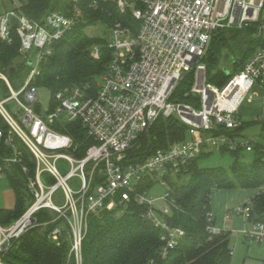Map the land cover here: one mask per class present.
<instances>
[{
    "label": "built area",
    "instance_id": "built-area-1",
    "mask_svg": "<svg viewBox=\"0 0 264 264\" xmlns=\"http://www.w3.org/2000/svg\"><path fill=\"white\" fill-rule=\"evenodd\" d=\"M120 13L130 12L138 23L136 29L115 23L102 26L104 47L111 51L105 71L99 76L96 90L74 87L61 90L54 97V107L45 114L35 111L39 88L34 80L39 66L52 56L54 45L81 19L78 0H72L68 15L48 12L40 20L27 18L19 4L11 0V9L0 16V40L11 42V29L19 38V54L29 73L18 89L0 74L9 95L0 99V116L8 126L0 128V176L17 167L25 177L26 193L32 197L22 215L7 226L0 225V264L12 244L34 228H46L47 240L60 247L68 246L66 264H82V242L88 217L102 210L124 209L131 201L144 207L142 217L161 230L163 243L158 255L168 256L183 239L184 232L170 225L175 208L168 191L161 197L140 190L145 179L162 186L170 177L184 175L187 166L201 154L243 151L264 154V0H115ZM11 18L17 20L11 26ZM253 28L260 45L242 68L222 86L207 82L205 58L217 30L242 31ZM89 31V30H88ZM91 31H89L90 33ZM100 58V47L91 51ZM34 58V65L31 59ZM193 82L184 97L188 103L173 99L183 78ZM261 90L254 92V89ZM260 103L261 116L245 121L260 124L257 135L248 138L240 131L243 120L239 111L245 103ZM176 118L186 127L184 141L157 151L142 161L128 162L129 150L158 118ZM18 118V120H16ZM79 122L93 144L82 158L73 153V140L56 132L57 122ZM252 126V125H251ZM2 146L4 150L2 151ZM22 149L30 153L34 176H29ZM264 157V156H263ZM60 161L67 171L58 167ZM44 175L52 178L51 183ZM78 180V189L70 180ZM61 191L63 203L53 196ZM162 202L163 205H158ZM51 218L39 222L38 214ZM251 206L239 212L249 221ZM208 215L209 235L220 233ZM245 236L264 243V225L252 223ZM148 264H155L150 261Z\"/></svg>",
    "mask_w": 264,
    "mask_h": 264
},
{
    "label": "trees",
    "instance_id": "trees-1",
    "mask_svg": "<svg viewBox=\"0 0 264 264\" xmlns=\"http://www.w3.org/2000/svg\"><path fill=\"white\" fill-rule=\"evenodd\" d=\"M20 11L31 20H40L48 12H59L68 15L72 9V0H17ZM82 12L81 19L76 25L54 45L52 56L39 66V74L34 80L39 89L50 92V107H54L53 97L61 90L74 87H88L96 90L99 76L105 71L110 60L111 51L104 47V32L101 36H93L87 30L107 26L115 23L123 27L136 29L138 23L132 18L130 12L120 13L115 0H78ZM11 9V0H0V16ZM236 32L245 40L242 58L233 60L228 74L219 67L223 58V51L227 45L225 33ZM254 29L242 31L217 30L214 32L205 63L207 65V82L222 87L228 79L238 72L247 59L260 45L252 40ZM233 38V37H232ZM94 46L100 47V58L93 59L91 51ZM19 38L11 29V42L0 40V74L7 75L8 69L14 68L12 78L8 77L13 89L20 87L29 73L18 50ZM192 75H187L176 88L173 99L188 103L192 96L184 94L192 86ZM2 93L9 95L5 83L0 80ZM16 88V89H18ZM35 111L39 112L36 105ZM251 123L243 122L240 131H245ZM0 128L4 131L8 126L0 116ZM52 128L61 134L69 136L76 146L73 155L82 158L86 149L93 142L86 137L85 131L79 122H57ZM187 137L186 127L176 118H158L147 133L141 135L135 145L129 150L128 162L142 161L157 151H165L171 145L182 142ZM258 146H254V153L250 154L252 160L249 164L243 161V151L228 152L233 159L228 169L222 167L199 168L197 160L211 153L201 154L193 160L182 176H187L185 184L172 187L168 190L169 197L173 199L175 208L171 210L170 225L181 229L184 237L165 259L158 255L163 243L160 241L161 230L142 217L144 207L131 201L124 209L108 211L102 210L88 217L87 232L82 242V264H230L231 249L229 247V233L220 231L217 235H209L206 227L210 214L209 196L213 188H241L257 190L252 198L249 221L264 225V154H257ZM4 147L2 146V151ZM227 152V151H223ZM248 154V153H245ZM22 157L28 166L29 176H34V164L30 153L22 149ZM181 176L177 177L178 179ZM7 180L13 190L15 207L13 210L0 208V225L7 226L18 219L25 211L32 197L26 193L25 177L17 167H12ZM173 178L168 180L175 181ZM44 180L51 183L53 180L44 175ZM154 183L145 179L139 187L140 190H149ZM246 206V205H243ZM51 216L42 211L38 214L39 222L50 220ZM211 224L215 225L212 216ZM52 226V225H51ZM34 228L26 232L15 241L4 260L7 264H66L68 246L64 243L60 247L47 240V231Z\"/></svg>",
    "mask_w": 264,
    "mask_h": 264
},
{
    "label": "rangeland",
    "instance_id": "rangeland-1",
    "mask_svg": "<svg viewBox=\"0 0 264 264\" xmlns=\"http://www.w3.org/2000/svg\"><path fill=\"white\" fill-rule=\"evenodd\" d=\"M15 2H18L15 0ZM18 4V3H17ZM90 34L93 36H101L100 30L96 28H89ZM227 37V45L223 54H230L232 59L237 60L242 58V52L244 49L245 40H241V35L237 36L236 32L225 33ZM233 37V38H232ZM252 40L255 41L252 36ZM35 59L32 58L31 62L34 65ZM223 66V61H220L219 67ZM229 71L231 65L227 64ZM15 89L18 86L14 87ZM254 92L262 94L261 90L256 88ZM6 95L2 93L0 87V99L5 98ZM50 92L47 89H39L38 91V107L39 112L43 115L50 107ZM239 116L243 121L253 120L256 116H261L260 103L258 100H254L252 104L244 102L239 111ZM18 120V118L16 119ZM260 124H253L245 130V136L251 138L260 133ZM243 161L245 164H249L252 160L250 154H243ZM233 159L228 152H211V154L202 157L197 160V166L199 168H216L222 167L228 169L232 164ZM67 165L60 161L58 167L61 171H67ZM172 177L169 178L171 180ZM187 176H181L179 179L168 182L166 186H162L158 183H154L151 189L148 191V195L154 198L161 197L165 192L172 187L185 184ZM78 180L73 178L70 180V186L74 189H78ZM257 190L241 189V188H213L210 191L209 207L210 215L215 219V227L223 232L229 233V247L231 249V261L230 264H264V243H256L251 238L245 236V231L252 228V222L247 221L242 217L239 210L243 209V205L250 207L252 205V198L257 193ZM53 201L57 205L63 203V196L61 191H57L53 196ZM158 205H163L162 202H158ZM15 207V198L13 190L9 184V181L5 176H0V208L13 210ZM43 230V228L41 227Z\"/></svg>",
    "mask_w": 264,
    "mask_h": 264
},
{
    "label": "water",
    "instance_id": "water-1",
    "mask_svg": "<svg viewBox=\"0 0 264 264\" xmlns=\"http://www.w3.org/2000/svg\"><path fill=\"white\" fill-rule=\"evenodd\" d=\"M16 24H17V20L15 18H11V26L15 27ZM222 61H223V66L221 67L222 71L225 74H228L229 73V69H228L227 64H232L233 63L232 56L230 54H224L223 58H222ZM14 73H15V69L14 68H10V69H8L7 75H8L9 78H12Z\"/></svg>",
    "mask_w": 264,
    "mask_h": 264
},
{
    "label": "crops",
    "instance_id": "crops-1",
    "mask_svg": "<svg viewBox=\"0 0 264 264\" xmlns=\"http://www.w3.org/2000/svg\"><path fill=\"white\" fill-rule=\"evenodd\" d=\"M215 220V219H214Z\"/></svg>",
    "mask_w": 264,
    "mask_h": 264
}]
</instances>
